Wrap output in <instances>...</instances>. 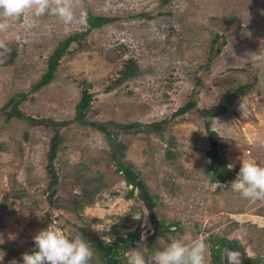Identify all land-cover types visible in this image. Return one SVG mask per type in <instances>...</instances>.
Segmentation results:
<instances>
[{
	"label": "rangeland",
	"instance_id": "1",
	"mask_svg": "<svg viewBox=\"0 0 264 264\" xmlns=\"http://www.w3.org/2000/svg\"><path fill=\"white\" fill-rule=\"evenodd\" d=\"M75 15L70 25L52 16L31 26L11 21L0 33L11 50L0 58V264H23L22 255L36 250L33 237L45 229L48 213L50 226L68 237L79 227L89 239L111 244L138 227L142 240L153 233L145 205L126 198L131 187L114 167L105 135L73 122L84 82L93 94L91 122L149 124L169 119L190 100L197 103L162 135H119L128 147L125 160L159 197L157 218L178 224L175 235L155 238L152 250L173 239L199 238L207 244L206 264H212V240L225 237L245 251L224 250L226 264H264V201L243 198L231 181L211 182L206 127L208 120L221 140L218 155L232 169L242 159L264 166V0H81ZM89 15L113 21L90 33L92 49L62 59L54 81L31 93L58 44L85 32ZM129 60L138 65L135 77L108 92ZM245 85L253 91L235 97ZM11 99L30 118L68 122L60 129L54 165L59 177L80 164L103 176L106 188L81 218L50 207L46 166L54 131L7 119L2 109ZM212 108L214 116H201L199 110ZM90 264L104 263L94 254Z\"/></svg>",
	"mask_w": 264,
	"mask_h": 264
},
{
	"label": "trees",
	"instance_id": "2",
	"mask_svg": "<svg viewBox=\"0 0 264 264\" xmlns=\"http://www.w3.org/2000/svg\"><path fill=\"white\" fill-rule=\"evenodd\" d=\"M169 1L171 0H162L163 3H167ZM233 20L234 18L231 19L229 23ZM112 21V18L89 15L87 18L88 29L85 32L70 35L58 44L57 48L48 59V65L45 73L33 86L31 93L40 91L54 81L62 59L67 56H75L79 52L92 49V46L87 43V38L90 33L95 29L102 28ZM73 44H76V47L71 50ZM107 58L110 61L114 60L110 55H108ZM137 70L138 65L133 60H129L126 63L125 69L121 71L119 78L107 88V91L111 92L115 89V87H118L126 81L134 78ZM252 91L253 85H245L240 87L234 96L240 98L246 97ZM26 98L27 95L25 94L21 96V100H25ZM92 102L93 94L90 92V83L84 82L82 96L77 105L76 115L73 122L80 126L91 127L105 135L111 149L110 157L113 161L114 167H116V170L123 176L125 183L131 187V190L126 195V198H138L145 205L148 210L149 221L153 226V233L147 239L142 240L141 229L138 227L127 237L117 239L113 244H111L109 242H105L104 240H100L99 238L89 239L85 234L86 228L79 227L76 232H71V236H69V238H75L76 236L81 235L82 238L90 243L93 253L104 264H127L125 256L129 253L130 249L135 248L138 243H142L149 253L153 252L152 243L154 239H167L168 235H175L178 230V224H167L157 218L156 208L159 197L151 194L149 187L146 185L142 178V174L137 170V167L132 162L125 160L128 147L119 140V135L121 133L126 135H162L171 128V124H175L179 118L184 117L193 111L196 108L197 103L194 100H190L185 106L180 107L176 112H174L169 119H164L162 121L149 124L139 122L117 124L91 122L89 118L93 116L94 113L92 112ZM216 109L217 108H212L210 110L203 109L199 110V112L203 118H208L214 116ZM2 110L6 113L7 119L9 120L14 117H18L20 119L27 120L34 125L48 127L54 131L49 151L47 153L48 164L46 166V171L49 179L46 191L48 193L47 199L51 208L63 210L67 214L75 215L76 217L81 218L84 209L95 204L98 196L104 191L106 186L102 183L103 176L100 174H98V176H92L89 174L90 168L84 164L76 166L62 178L59 177L56 172L54 165L59 148L63 143L60 129L67 126L68 122H56L49 119L37 120L30 118L19 111L18 102H16L15 99H11ZM206 127L207 136L210 141L208 157L211 161V182L218 184L233 181L239 172L240 166L229 170L227 163L218 155L221 143L218 133L211 130L208 120H206ZM169 147H175L174 141L169 143ZM167 156L169 158H175V154L171 150H168ZM136 191H138L137 196L135 194ZM51 223L52 218L48 213L44 221V227L47 228ZM212 242V264H226L223 259L224 250L241 253L245 256V251L238 241H229L225 237H214ZM244 262H253V260L245 257Z\"/></svg>",
	"mask_w": 264,
	"mask_h": 264
},
{
	"label": "clouds",
	"instance_id": "3",
	"mask_svg": "<svg viewBox=\"0 0 264 264\" xmlns=\"http://www.w3.org/2000/svg\"><path fill=\"white\" fill-rule=\"evenodd\" d=\"M81 0H0V33L7 32L11 21L23 20L28 26L38 18L52 16L66 25L75 22V9ZM0 40V58L10 53ZM232 170L233 165H228ZM230 188L243 198L264 201V166L255 160L242 159L236 178ZM143 239V238H142ZM5 241L0 237V244ZM35 249L22 255L23 264H90L94 253L81 235L69 238L50 225L34 237ZM207 244L203 239L184 242L173 239L167 247L151 253L142 243L129 250L127 264H206ZM12 264H19L13 261Z\"/></svg>",
	"mask_w": 264,
	"mask_h": 264
}]
</instances>
